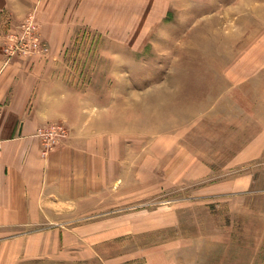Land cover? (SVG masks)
Returning <instances> with one entry per match:
<instances>
[{
	"label": "rangeland",
	"instance_id": "rangeland-1",
	"mask_svg": "<svg viewBox=\"0 0 264 264\" xmlns=\"http://www.w3.org/2000/svg\"><path fill=\"white\" fill-rule=\"evenodd\" d=\"M44 4L0 23L3 54L28 26L29 41L47 50L14 57L50 56ZM77 5L82 15L66 18L72 28L58 50L68 82L99 135L114 139L117 160L129 149L138 186L128 203L99 212L111 216L113 237L101 234L84 244L89 257L61 264H264V0ZM253 139L263 144L253 159L231 167ZM237 176L249 187L220 189Z\"/></svg>",
	"mask_w": 264,
	"mask_h": 264
},
{
	"label": "crops",
	"instance_id": "crops-1",
	"mask_svg": "<svg viewBox=\"0 0 264 264\" xmlns=\"http://www.w3.org/2000/svg\"><path fill=\"white\" fill-rule=\"evenodd\" d=\"M81 1L45 0L40 18L49 57L7 59L0 42V264H61L89 257L82 254L84 244L99 242L101 234L113 237L111 216L99 220V212L128 203L138 186L133 155L125 149L117 160L113 137L97 132L92 108L84 107L83 92L68 82V63L58 52L72 28L66 18L82 15ZM35 2L0 0V23H16ZM54 125L65 126L70 136L43 154L36 133ZM253 141L231 167L253 159L252 149L263 146ZM142 174L140 180L147 177ZM219 186L232 194L249 187L238 176Z\"/></svg>",
	"mask_w": 264,
	"mask_h": 264
},
{
	"label": "built area",
	"instance_id": "built-area-1",
	"mask_svg": "<svg viewBox=\"0 0 264 264\" xmlns=\"http://www.w3.org/2000/svg\"><path fill=\"white\" fill-rule=\"evenodd\" d=\"M31 36L32 32L30 31V28L28 26L22 27L19 40L16 43L8 44L4 47L6 52V54H4L6 58L11 59L15 55H27L31 50L34 51V53H44L47 48L41 47V43L38 39H33V42L29 41ZM66 133L67 128L62 125H54L44 129H39L36 133V136L41 140L42 153L47 154L48 152L55 149V146L59 143V141L66 137Z\"/></svg>",
	"mask_w": 264,
	"mask_h": 264
},
{
	"label": "bare ground",
	"instance_id": "bare-ground-1",
	"mask_svg": "<svg viewBox=\"0 0 264 264\" xmlns=\"http://www.w3.org/2000/svg\"><path fill=\"white\" fill-rule=\"evenodd\" d=\"M36 33V32H35ZM37 38V37H36Z\"/></svg>",
	"mask_w": 264,
	"mask_h": 264
}]
</instances>
